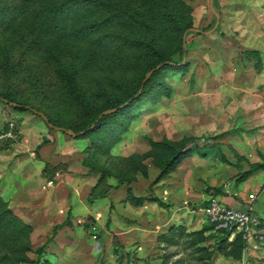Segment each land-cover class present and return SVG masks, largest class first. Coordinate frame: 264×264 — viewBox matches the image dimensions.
<instances>
[{"label":"rangeland","instance_id":"1","mask_svg":"<svg viewBox=\"0 0 264 264\" xmlns=\"http://www.w3.org/2000/svg\"><path fill=\"white\" fill-rule=\"evenodd\" d=\"M170 3L0 0V264H264V0ZM252 194L249 232L203 212Z\"/></svg>","mask_w":264,"mask_h":264},{"label":"trees","instance_id":"2","mask_svg":"<svg viewBox=\"0 0 264 264\" xmlns=\"http://www.w3.org/2000/svg\"><path fill=\"white\" fill-rule=\"evenodd\" d=\"M94 1H96V0H94ZM99 1L100 2L101 1L106 2V0H99ZM170 2H171V0H164V7L168 6V8L170 10L174 11V9H172V7H171V3ZM54 16H55L54 20L57 21L58 13H56ZM190 26H191V22L189 24V21H188L187 24L184 25V27L182 29L181 46H182V50L184 52L187 51V45L185 46V38L187 37V35H185V33H188ZM183 62H184V60H183ZM167 64L168 65H174V66L176 65V64H173V63H167L166 60H159V61L154 62L151 65H149L147 67V69H146V72H148V73L152 72V73L148 77H147V75L144 76V78L142 79V82L140 83L138 89L135 90L134 93H132L128 98L123 99L120 103L112 104L109 107H107V109L105 108L106 110L102 111L89 124H87L85 126L73 128L72 129L73 134L74 135H83V136H85V135H87V134H89L91 132H95L97 130H100L105 125L110 123L112 121V119L119 112H121L127 106H130V105L134 104L140 97H142V96H144L146 94V92L149 90V88H150V86H151L156 74L161 70L160 67L161 66H165ZM0 99L3 100L6 103H9V104L13 105L16 108L32 109V105H30L29 103H26V102H23V101H19V100L15 99L14 97H12L11 95L7 94V93H0ZM114 109H115V111H113V112H107L109 110H114ZM45 117L48 120V121H46L48 126L49 127L53 126L52 128H56L52 118H50V116L46 115V114H45ZM60 126H62V125H60ZM61 128L66 129V127H61ZM185 147L186 146L182 144V145L175 146V147L172 148L170 157H169V159L167 161V164H166L167 168H173L180 161V159L183 156V152H184ZM141 200H145V197H143ZM153 200L158 201V199L156 197H154Z\"/></svg>","mask_w":264,"mask_h":264},{"label":"built area","instance_id":"3","mask_svg":"<svg viewBox=\"0 0 264 264\" xmlns=\"http://www.w3.org/2000/svg\"><path fill=\"white\" fill-rule=\"evenodd\" d=\"M203 212L217 230L225 232H249L261 223L254 194L250 195L247 203L240 208L233 207L218 197L212 198Z\"/></svg>","mask_w":264,"mask_h":264},{"label":"crops","instance_id":"4","mask_svg":"<svg viewBox=\"0 0 264 264\" xmlns=\"http://www.w3.org/2000/svg\"><path fill=\"white\" fill-rule=\"evenodd\" d=\"M222 200L225 201V203H227V204H229V205H231L233 207H239L240 208V207H242V206H244L246 204V203L245 204H243V203L241 204V202H236L234 200H232V201L229 200V199L227 200L226 198H223Z\"/></svg>","mask_w":264,"mask_h":264},{"label":"water","instance_id":"5","mask_svg":"<svg viewBox=\"0 0 264 264\" xmlns=\"http://www.w3.org/2000/svg\"><path fill=\"white\" fill-rule=\"evenodd\" d=\"M211 3H212V9L214 10V5H213V3H214V0H211ZM217 18H218V20H219V16H217ZM216 28V27H215ZM214 28V29H215ZM187 45V43H186V38H185V46ZM152 72H150V73H148V75H147V77L151 74ZM113 111H115V109L114 110H109V111H107V112H113ZM42 116H43V118L45 119V121H48L47 120V118L42 114ZM51 127H53V126H51ZM72 134H73V132H71Z\"/></svg>","mask_w":264,"mask_h":264}]
</instances>
